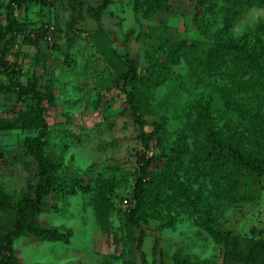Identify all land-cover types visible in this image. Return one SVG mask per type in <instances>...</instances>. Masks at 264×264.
Instances as JSON below:
<instances>
[{
  "label": "rangeland",
  "instance_id": "1",
  "mask_svg": "<svg viewBox=\"0 0 264 264\" xmlns=\"http://www.w3.org/2000/svg\"><path fill=\"white\" fill-rule=\"evenodd\" d=\"M8 1L0 0L1 27L7 24ZM101 1L54 0L48 6L13 8L17 29L1 42V63L21 68L22 80L35 78L45 96L53 150H61L53 154L60 159L57 173L74 183L71 194L50 199L38 216L42 228L64 236L50 240L24 233L14 241L16 257L26 264H244L231 253L244 251L251 237H264V177L253 195L245 187L227 196L224 183L214 188L209 177L196 181L181 167L178 175L193 191L171 197L172 189L160 187L166 199L153 203L152 197L147 211L130 218L145 145L153 147L147 156L174 146L197 118L198 102L208 101L220 111L222 101L213 76L181 63L164 84L150 89V107L136 120L117 80L124 69L117 54L136 57L144 72L146 55L159 44L164 26L169 34L206 41L229 23L235 41L255 39L264 25V2L229 6L219 0L204 10L198 0H114L98 19L83 10L82 3ZM152 1L170 3L171 9L146 13ZM195 17L206 35L198 32ZM46 24L53 28L46 32L51 41ZM25 105L0 67V191L13 202L31 194L38 180V159L28 141L40 127L16 122V112ZM211 115L226 128L220 114ZM196 153H187V161ZM162 165L157 159L147 165L152 180ZM126 197H133L135 205H124ZM13 217L12 209L0 210V237Z\"/></svg>",
  "mask_w": 264,
  "mask_h": 264
},
{
  "label": "trees",
  "instance_id": "2",
  "mask_svg": "<svg viewBox=\"0 0 264 264\" xmlns=\"http://www.w3.org/2000/svg\"><path fill=\"white\" fill-rule=\"evenodd\" d=\"M113 1L102 0L97 6L82 3L83 10L98 19ZM217 1L219 0H198V5L206 10L209 6H216ZM224 1L229 6L242 2H264ZM53 2L54 0H9L5 7L7 24L0 26V67L4 69L13 85L17 99L26 104L16 112V122L24 128L40 127V134L28 141L38 159V180L32 193L25 194L13 202L8 195L0 191V210L14 211L11 226L0 237V264H26L16 257L14 250V241L24 233H31L41 239H61L63 233L57 229L42 228L38 216L49 206L50 199L71 194L74 190L72 180L57 173L56 166L59 165L60 159L54 155L56 150L61 154V150H53L56 145L51 136L52 130L47 127L44 119L45 96L37 81L35 78L22 80L21 68L6 65L5 61L1 63L4 54L1 42L12 29H17L13 8L31 3L48 6ZM160 9L170 10L171 5H154L152 1L151 5L144 8L146 13L153 14ZM194 23L198 32L206 35L205 27L196 17ZM46 28L45 33L51 30L48 25ZM260 30L255 39L235 41L230 35V24L226 23L205 41L202 38L169 34L168 27L164 26V35L159 44L146 55L147 66L144 72L141 71L136 57L129 53L117 54L124 66L117 80L121 81L122 88L125 89L127 105L136 120L150 107V89L164 84L166 79L170 78L172 68L181 63L194 72L213 76L217 94L222 101L220 111L213 108L208 101L198 102L195 105L197 118L191 119L190 124L183 128L180 133L182 135L174 146L162 150L159 154L152 153L147 156L153 147L145 145V150L139 155L140 175L134 184L133 195H130L137 202L130 212L131 219L147 211L148 201L152 197L155 198L153 203L166 199L167 194H164L165 190L160 187L166 185V188L172 189L171 197L175 194L187 197L188 193L193 191L190 183L179 177L178 171L181 167L184 174L190 173L196 181L209 177V183H212L214 188H220L218 185L224 183L223 188L227 196L229 193L238 195L245 187L253 195V188L257 187V183L264 177V25ZM14 35L15 33L11 34V37ZM1 64L6 67L3 68ZM215 76H218V79ZM213 111L225 119L226 128L211 119ZM0 129L4 127L0 126ZM191 145H195L194 151L190 150ZM190 152L197 153L187 161L186 155ZM153 159L162 161L163 165L152 180L147 165ZM151 182L154 183V188ZM77 185L80 187V184ZM231 257L244 264H264V237H251L247 241L246 249L233 251Z\"/></svg>",
  "mask_w": 264,
  "mask_h": 264
},
{
  "label": "built area",
  "instance_id": "3",
  "mask_svg": "<svg viewBox=\"0 0 264 264\" xmlns=\"http://www.w3.org/2000/svg\"><path fill=\"white\" fill-rule=\"evenodd\" d=\"M50 29H53L52 27H50ZM47 40L51 41L52 40V37L51 35H47ZM123 204L124 205H128V206H133L135 205V199L133 197H126L124 200H123Z\"/></svg>",
  "mask_w": 264,
  "mask_h": 264
}]
</instances>
